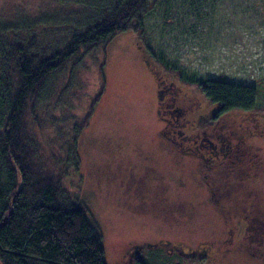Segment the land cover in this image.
<instances>
[{"label": "rangeland", "instance_id": "rangeland-1", "mask_svg": "<svg viewBox=\"0 0 264 264\" xmlns=\"http://www.w3.org/2000/svg\"><path fill=\"white\" fill-rule=\"evenodd\" d=\"M54 10L71 22L69 18H75L79 8L67 5L56 9L52 0H0V29L7 27L10 36L16 25L26 21L40 30L34 24L46 20L44 12L55 16ZM139 34L119 33L103 50L99 47L83 55L87 72H82L83 68L77 71L88 96L98 88L101 77L104 81L78 142L79 175L72 174L67 180L99 227L105 263L125 264L127 253L135 245L150 242L153 246L143 252L145 264H185L184 257L166 254L164 246L174 245L186 252L203 244L211 247L212 264H264L246 256L248 252L264 251V234L258 244L259 229L255 225L254 229L247 227L241 255L235 251L220 257L224 250L222 231L226 228L217 215L222 213L229 219L224 208H230V194L255 190L261 196L255 208L264 210V0H159L144 15L138 38ZM134 39L143 41L154 58L174 67L180 75L182 85L174 84L178 88L171 87L163 97V105L172 109L170 116L161 108L160 116L167 120L163 123L156 115L154 81L136 57ZM103 58L100 74L97 67ZM206 80L253 87L257 92L254 110L217 115L216 105L209 103L196 86ZM173 95L176 99L171 101ZM193 113L211 116L203 125L207 132L201 140L203 146L196 148L191 135L186 137L194 122ZM160 127L163 135L157 134ZM210 141L216 149L211 148ZM117 143L127 150L134 164L138 161L132 150L150 153L169 184L167 195L189 206L188 217L175 214L173 221L170 214L152 218L131 210L136 203L133 195H125L119 178L110 181L106 177L107 165L113 160L109 150ZM160 144H165L173 156L185 152L188 157L175 166L170 154L158 150ZM191 172H195L193 178ZM171 176L180 178L183 186L170 183ZM228 191L230 194L223 196ZM237 219L235 215L230 223L236 224ZM238 237H233V244Z\"/></svg>", "mask_w": 264, "mask_h": 264}, {"label": "trees", "instance_id": "trees-1", "mask_svg": "<svg viewBox=\"0 0 264 264\" xmlns=\"http://www.w3.org/2000/svg\"><path fill=\"white\" fill-rule=\"evenodd\" d=\"M52 1L56 9L79 8L73 23L54 10L34 24L40 30L26 21L10 36L0 29V264H106L99 227L68 186L79 175L78 142L104 81L88 96L77 71L87 72L83 55L119 33L141 36L142 19L159 0ZM196 86L217 115L254 110L251 86Z\"/></svg>", "mask_w": 264, "mask_h": 264}, {"label": "flooded vegetation", "instance_id": "flooded-vegetation-1", "mask_svg": "<svg viewBox=\"0 0 264 264\" xmlns=\"http://www.w3.org/2000/svg\"><path fill=\"white\" fill-rule=\"evenodd\" d=\"M134 43V51L137 59L140 61L144 71L154 81V97L156 105H158L156 115L158 116L159 121L163 123V121L167 120L160 116L162 113V107L165 109V112L172 116V109H170L169 105H163V97L166 92H169L170 89H172L171 87H176L174 84L178 83L179 85H182V82H180V75L177 74L175 68L170 65H168L167 70L165 65L161 64L159 58H154L153 55L146 49L143 41L139 39L138 42H135L134 39ZM172 100H175L174 96L171 97V101ZM209 118H211V116H207L205 113L197 115L194 113L192 114V119L194 122L189 129L190 133L187 136H184L188 137L191 135L190 138L193 139L192 144L194 148L203 146L204 142L201 140H205L204 135L207 134L203 125L208 121ZM162 127L158 129V135H163ZM262 130H264V125ZM209 144L211 145L212 149H216L215 145L211 141ZM158 146V150L160 152L171 155L172 163L175 166H180V163L184 160V158L188 157L187 153L185 152L180 153V155L173 156V152H170L169 149L165 147V144H160ZM228 147L229 146H227V148ZM131 152H134L138 164L132 163L128 158L129 153L127 150H125L120 143H117L113 149L109 150V154L113 160L112 164L107 165L106 171V177H110V181H114L115 178H119V182L124 186L123 191L125 192L126 196L129 197L131 193L135 198L136 203L131 206V210H134L135 213L140 214L141 216L150 215L152 218L158 216L159 214H165L164 216H166V214H170L172 218L175 214L188 217L187 211L189 206L180 201L176 202L174 200H170L169 196L167 195L169 184L164 182V177L158 172L156 162L151 157L150 153L143 154L137 150H132ZM114 159L116 160L114 161ZM110 165L111 167H109ZM194 173L195 172L189 173L191 178H193ZM170 181V183H173L177 187H182L184 184L183 181L178 177L171 176ZM207 192L211 193L209 191ZM229 194L230 191L225 192L223 196H228ZM228 201H230V208H224V210L228 211L226 212L227 215L230 216L229 219H226L222 213L217 214L221 218L223 226L226 228L222 231L223 238L221 240L224 250L221 253L219 252L222 259L227 255L234 253L235 251L241 255L240 246L242 242L248 238L249 228L247 229V227H249V225L252 229H254V225L256 226V229H259V231H257L258 244L263 241L262 234H264V210L259 211L258 207L255 208L256 206H259V202L261 201L259 190H255L253 193L251 191H246L244 194L241 193L236 196H232L230 194ZM217 202L218 200L215 201L218 207ZM145 204L147 208L145 207ZM248 208L251 209L249 210ZM241 212H244L245 215ZM239 213H241L242 217H240ZM235 215L239 221L232 225L230 220L231 218H234ZM175 220L176 217L173 218V221ZM236 234L239 235V237L236 244H233V237L236 236ZM152 246L153 243L150 242H143L141 245H135L134 249L127 253L128 258L125 264L143 263V260L146 258L143 252L147 247ZM155 246L157 248L160 247L157 244ZM263 246L264 244H262V249H264ZM164 250L166 254H176L184 257L186 259L185 264H212V256L210 255L211 247L206 244L197 245L195 248H192L186 252L175 247L174 245L168 247L164 246ZM255 250H261V247H255ZM246 256L249 259H259V261H264V251L248 252L246 253ZM182 264H184V262H182Z\"/></svg>", "mask_w": 264, "mask_h": 264}]
</instances>
